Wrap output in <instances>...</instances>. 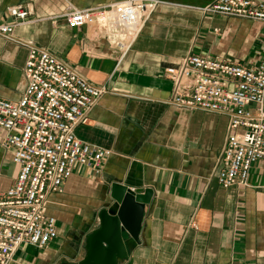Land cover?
Masks as SVG:
<instances>
[{
    "label": "crops",
    "instance_id": "obj_1",
    "mask_svg": "<svg viewBox=\"0 0 264 264\" xmlns=\"http://www.w3.org/2000/svg\"><path fill=\"white\" fill-rule=\"evenodd\" d=\"M125 1L0 0V24L12 22L9 7L30 10L27 23L15 28L16 38L106 86L108 93L75 137L112 151L97 174L77 167L63 193L48 196L44 213L57 222L56 238L45 250L20 248L13 264H80L99 212L114 206L112 184L152 191L136 240L122 234L127 258L118 264H264V162L253 165L247 187H220L214 172L227 119L168 106L172 84L165 77L189 54L260 63L264 23L205 13L215 0H158L162 4L117 65L92 30L70 29L61 18L68 6L83 10ZM26 57L25 48L0 38V99L19 100ZM2 140L0 130V145ZM11 155L0 146V161L12 164ZM12 166L15 175L0 180V191L15 180Z\"/></svg>",
    "mask_w": 264,
    "mask_h": 264
},
{
    "label": "built area",
    "instance_id": "obj_2",
    "mask_svg": "<svg viewBox=\"0 0 264 264\" xmlns=\"http://www.w3.org/2000/svg\"><path fill=\"white\" fill-rule=\"evenodd\" d=\"M161 4L128 0L83 10L68 6L61 18L70 29L92 30L118 65ZM204 12L264 23V1L215 0ZM7 13L12 22L0 24V38L25 48L27 57L19 100L0 99V146L11 152L17 168L13 184L0 191V264H13L24 246L45 250L57 236L56 220L44 213L48 196L62 194L77 167L97 174L112 155L75 137V129L88 124L108 93L106 86L92 84L46 49L16 38L15 28L31 14L27 5L9 7ZM165 77L172 84L168 106L227 119L214 175L224 189L247 187L253 165L264 162V59L246 66L189 54L177 68L167 69Z\"/></svg>",
    "mask_w": 264,
    "mask_h": 264
},
{
    "label": "water",
    "instance_id": "obj_3",
    "mask_svg": "<svg viewBox=\"0 0 264 264\" xmlns=\"http://www.w3.org/2000/svg\"><path fill=\"white\" fill-rule=\"evenodd\" d=\"M110 198L114 206L99 212L98 228L87 236L80 264H118L126 260L122 234L127 231L136 240L143 209L150 204L152 191H135L124 185L112 184ZM130 214L133 217L131 223L128 220Z\"/></svg>",
    "mask_w": 264,
    "mask_h": 264
},
{
    "label": "rangeland",
    "instance_id": "obj_4",
    "mask_svg": "<svg viewBox=\"0 0 264 264\" xmlns=\"http://www.w3.org/2000/svg\"><path fill=\"white\" fill-rule=\"evenodd\" d=\"M14 175H15V169L10 163V161L8 160L0 161V180L5 178L8 179L12 178Z\"/></svg>",
    "mask_w": 264,
    "mask_h": 264
}]
</instances>
